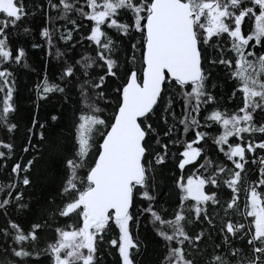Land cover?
I'll return each instance as SVG.
<instances>
[{"label":"snow or ice","instance_id":"6c2138e0","mask_svg":"<svg viewBox=\"0 0 264 264\" xmlns=\"http://www.w3.org/2000/svg\"><path fill=\"white\" fill-rule=\"evenodd\" d=\"M108 256L264 264V0H0V264Z\"/></svg>","mask_w":264,"mask_h":264},{"label":"trees","instance_id":"16d2710c","mask_svg":"<svg viewBox=\"0 0 264 264\" xmlns=\"http://www.w3.org/2000/svg\"><path fill=\"white\" fill-rule=\"evenodd\" d=\"M26 71H27L26 69H21V81H22V83L24 85H27L28 80L31 79L30 76L25 75ZM21 107H22V111L26 112L27 106L22 104ZM107 260H108L109 264H112V261L114 260V257L113 256H108Z\"/></svg>","mask_w":264,"mask_h":264}]
</instances>
